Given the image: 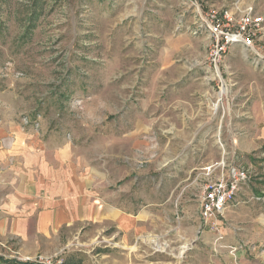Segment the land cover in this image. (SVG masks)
I'll return each mask as SVG.
<instances>
[{"label": "rangeland", "instance_id": "obj_1", "mask_svg": "<svg viewBox=\"0 0 264 264\" xmlns=\"http://www.w3.org/2000/svg\"><path fill=\"white\" fill-rule=\"evenodd\" d=\"M235 4L264 18V0H0V128L70 142L109 166L114 200L139 220L122 232L112 221L62 228L22 248L5 238L0 264H35L40 254L55 264H264V22L256 55L239 47L197 78L189 65L205 61L207 42L189 32L195 7ZM208 89L197 113L189 95ZM251 108L245 133L240 117ZM183 110L209 130L171 131ZM215 163L247 179L213 226L199 206L222 169L196 173Z\"/></svg>", "mask_w": 264, "mask_h": 264}, {"label": "crops", "instance_id": "obj_2", "mask_svg": "<svg viewBox=\"0 0 264 264\" xmlns=\"http://www.w3.org/2000/svg\"><path fill=\"white\" fill-rule=\"evenodd\" d=\"M204 46L201 57L205 61L197 60L189 64L201 70L195 73L196 78L202 75V71L211 69L206 62L207 50ZM238 48L235 46L230 52L235 53ZM190 51L193 53L196 49ZM191 88L196 90L197 86L191 85ZM192 97L191 102L195 103L191 104L197 108V113L206 106V102H211L209 89L205 93L194 91L189 95V98ZM243 102L249 107L253 103L252 96L247 93ZM186 107L184 104L183 109ZM196 116L191 110L187 114L183 110L182 128L178 129L174 124L171 131L209 130L203 116L197 117L202 120L201 123L192 122ZM213 119L215 122V116ZM240 119L245 124L242 131L252 133L255 119L252 108L245 109ZM216 126L222 127L220 117ZM230 128L227 127V131ZM72 147L70 142L45 141L21 126L0 128V240L13 238L22 248L38 237H52L62 228L83 229L88 225L103 226L110 221L119 232L132 222L136 226L138 217L133 213L129 216L132 218H127L120 201L114 200L120 192L116 194L108 189L112 180L109 166L88 162L86 157L77 156ZM196 175L197 178L205 177L203 172Z\"/></svg>", "mask_w": 264, "mask_h": 264}, {"label": "built area", "instance_id": "obj_3", "mask_svg": "<svg viewBox=\"0 0 264 264\" xmlns=\"http://www.w3.org/2000/svg\"><path fill=\"white\" fill-rule=\"evenodd\" d=\"M194 13L193 27L189 32L196 37L206 36L207 61L215 71L219 72L223 58L235 46L249 55L257 54L255 46L261 37L264 18L255 14L252 7L242 9L235 4L224 8L210 7L205 12L195 7ZM219 167L222 171L218 177L204 185L199 206L202 222H209L213 226L224 216L228 206L235 200L240 184L247 179L246 172L240 169L232 168L225 174L221 163L208 167L205 175L210 176ZM34 263L55 264L51 256L41 254Z\"/></svg>", "mask_w": 264, "mask_h": 264}, {"label": "bare ground", "instance_id": "obj_4", "mask_svg": "<svg viewBox=\"0 0 264 264\" xmlns=\"http://www.w3.org/2000/svg\"><path fill=\"white\" fill-rule=\"evenodd\" d=\"M219 75V74H218ZM224 94H225V92H224Z\"/></svg>", "mask_w": 264, "mask_h": 264}]
</instances>
